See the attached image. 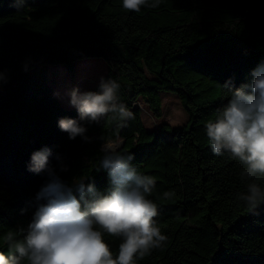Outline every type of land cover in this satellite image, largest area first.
Segmentation results:
<instances>
[{
	"label": "trees",
	"instance_id": "trees-1",
	"mask_svg": "<svg viewBox=\"0 0 264 264\" xmlns=\"http://www.w3.org/2000/svg\"><path fill=\"white\" fill-rule=\"evenodd\" d=\"M18 3L0 0V252L9 254V233L23 239L47 180L28 170L33 152L49 148L62 180L84 177L104 193L102 146L122 141L119 151L155 181L147 198L167 237L137 264H264V203L250 212L238 200L251 182L241 175L245 166L228 152L214 154L206 136L228 97L222 86L250 82L264 62V0H159L139 12L121 0H24L19 10ZM87 58L104 60L103 77L119 84V102L133 118L121 127L113 113L84 122L85 142L58 127L60 118L79 121V114L62 105L48 78L49 67L74 72ZM163 91L179 98L182 124L162 120ZM144 107L156 120L152 128ZM257 182L264 190V178ZM105 239L116 252L120 240Z\"/></svg>",
	"mask_w": 264,
	"mask_h": 264
},
{
	"label": "clouds",
	"instance_id": "clouds-1",
	"mask_svg": "<svg viewBox=\"0 0 264 264\" xmlns=\"http://www.w3.org/2000/svg\"><path fill=\"white\" fill-rule=\"evenodd\" d=\"M24 7V0L16 5ZM127 11L139 12L143 6L156 8L159 0H121ZM250 82L233 87L229 80L222 86L228 93L226 103L215 119L206 123V136L216 155L230 153L245 167L242 177L249 181L246 192L238 200L254 211L264 203V190L257 182L264 178V62L250 73ZM0 73V81H4ZM119 84L101 77L98 91L73 88L66 93L68 102L79 114V121L60 118L58 127L70 140L77 136L85 142V123H99L108 113L123 126L133 113L119 102ZM99 170L107 173L109 187L99 192L94 182L84 177L70 184L61 179L50 163L52 151L45 147L31 154L28 170L44 173L47 180L35 196V211L23 239L9 233L6 243L9 254L0 252V264H137L154 248L167 240L157 226L156 204L147 198L155 181L138 172L131 164L133 155L121 153L119 144L105 145ZM58 162L59 155L54 157ZM67 166L61 164L60 171ZM105 237L118 238L113 252Z\"/></svg>",
	"mask_w": 264,
	"mask_h": 264
},
{
	"label": "rangeland",
	"instance_id": "rangeland-1",
	"mask_svg": "<svg viewBox=\"0 0 264 264\" xmlns=\"http://www.w3.org/2000/svg\"><path fill=\"white\" fill-rule=\"evenodd\" d=\"M74 72L67 71L63 66L56 67L57 74H54L53 67H49L48 81L53 87L54 93L59 97L62 105L71 107L66 93L73 88L80 91L96 85L100 78L107 71V65L101 58H87L75 64ZM162 95V120L171 125H180L187 119V114L183 110L179 98L173 91H163ZM143 121L145 125L152 128L156 122L155 118L146 107L143 108ZM119 144V142H105V145Z\"/></svg>",
	"mask_w": 264,
	"mask_h": 264
},
{
	"label": "water",
	"instance_id": "water-1",
	"mask_svg": "<svg viewBox=\"0 0 264 264\" xmlns=\"http://www.w3.org/2000/svg\"><path fill=\"white\" fill-rule=\"evenodd\" d=\"M122 145V141H119V147ZM103 147V146H102Z\"/></svg>",
	"mask_w": 264,
	"mask_h": 264
}]
</instances>
